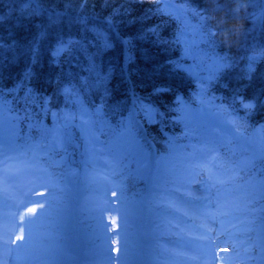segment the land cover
<instances>
[{
  "label": "snow or ice",
  "instance_id": "obj_1",
  "mask_svg": "<svg viewBox=\"0 0 264 264\" xmlns=\"http://www.w3.org/2000/svg\"><path fill=\"white\" fill-rule=\"evenodd\" d=\"M20 2L22 7L19 10L13 8L7 15L0 13V27H3L5 22L11 24L12 19L22 22L24 19L45 14L47 21L36 26L39 31L27 45H20L15 40L11 28L7 38L0 35V65L6 62L15 63L21 56L30 59L31 64L38 63L41 56V41L53 36L55 42L49 46L53 62L60 65L63 61L68 67V71L65 72L61 66L57 90L53 96H63L65 106L69 102L79 104L81 93L93 90L98 93L103 91L101 96L103 102L108 95L107 84L115 68L111 65L106 68L102 57L106 51L115 46L114 41L123 45L125 64L133 58L135 41L150 43L164 52L182 45L181 59H168L165 62L169 70L188 75H196L194 68L207 71L209 82L218 80L225 70L234 66V62L227 56H218L214 51H204L201 48V45H206L208 49L214 50L217 32L208 26L207 10L200 11L191 7V0H155L154 5L140 15L134 14L131 5L142 4L144 0H119V2L102 0L103 8L108 9L107 14L95 12V5L90 10L89 5L92 0H48L49 8H45L41 0H20ZM249 2L251 3V0ZM226 3L238 4L239 0H226ZM216 10L225 11V19L228 15H234L235 11L223 7H218ZM17 11L19 15H16ZM154 17L161 19L157 23H150ZM163 17L169 19L165 20ZM173 19L180 21V27L172 38L166 39L161 35L162 28ZM192 19L196 20L195 24L190 23ZM259 20L264 31V11L260 13ZM137 24L139 28L134 36L121 38L122 25ZM189 58L195 63L185 67L182 61ZM258 59H264V47L258 55L253 54L248 57L246 78L251 79L253 65ZM124 71L125 69L122 68L121 74ZM83 72H86L87 76L81 75ZM31 77L32 72L29 68L12 88H0V186H3L0 190V207L19 209L23 206L24 201H21L20 205H9L7 188L9 186L15 188L26 175H35L38 164H47L53 156L59 157L64 147L70 144L71 129L75 126L73 122L76 117L65 115L63 111L51 113L54 118L63 121V130L47 129L39 123L40 113L36 109L47 114L53 97L40 94L29 87L28 82ZM155 91L159 92L163 89ZM176 102L180 103L179 97ZM233 104L246 110V113H251L258 105L264 106V90L250 99L240 95L238 90L235 91L232 103L219 109L222 117L232 115L228 112V108ZM79 109L81 115L88 114L82 104H79ZM141 110L149 122H152L156 115L163 116V113H158L156 109L145 107L143 104ZM6 112L14 115L5 116ZM101 114V107H95L92 115L99 118ZM34 118L36 123H31ZM25 122H27L28 135L24 134L22 127ZM96 122L103 123L97 120L93 121V124ZM221 123L228 126L227 131L231 134L235 121L224 119ZM87 124L88 121H81L80 127L84 129ZM119 126L122 131L117 136L118 143L114 154L117 162L120 159L144 154L145 145L152 147L148 143L146 133L143 137L140 136L139 124L131 117L127 124L122 121ZM33 129L39 133L38 140H34L31 136ZM187 137L186 132L185 138ZM238 140L239 137L235 135H232L231 139L214 138L211 141L196 138V144H200L201 147L191 143L181 145L176 140L168 142L170 161L165 163L163 168L158 167L154 185V192L162 201L156 207L162 209L165 215L177 220V224L173 225V228L178 230L173 246L179 251L166 249L163 253H157L166 254L168 264H183L181 260L183 252L191 250L193 241L185 239L181 222L190 223L192 213L203 216L212 224L219 223L221 227L243 215L245 220L241 221V224L244 230L249 234L255 232L257 236V241L246 249V259L264 264V126L255 131L245 149L244 158L240 160L236 159L235 152L230 147ZM90 142L93 145L91 155L93 157L102 155L103 146L98 137L91 136ZM96 145H101V148H97ZM62 163L61 158L58 162L53 161L51 166L59 168ZM107 166L105 164V167ZM43 171L40 169L41 174ZM59 179L62 180L63 175ZM59 194L63 195V189H60ZM27 211L34 215L22 216L20 225L12 223L13 228L22 227L16 240L11 243L7 239L10 234L8 224L3 223L9 217L0 216V264H63L65 250L58 241H54L51 224H41L38 233H34V225L37 217L43 214V209L39 214L35 208H29ZM122 220L126 226L128 217H122ZM114 234L120 235L115 230ZM249 241H251L250 235ZM117 243L120 247L117 249L116 257L105 252L108 264H112L113 260L117 264H139L143 254V241L139 237L130 243L125 236ZM237 255L239 256V253Z\"/></svg>",
  "mask_w": 264,
  "mask_h": 264
},
{
  "label": "rangeland",
  "instance_id": "obj_2",
  "mask_svg": "<svg viewBox=\"0 0 264 264\" xmlns=\"http://www.w3.org/2000/svg\"><path fill=\"white\" fill-rule=\"evenodd\" d=\"M175 22L178 30L180 21L175 20ZM190 23L195 24L196 20L192 19ZM201 48L204 51H214L218 55L215 49L210 50L206 45H201ZM180 51L183 55L182 45ZM182 63L187 67L195 62L189 58ZM193 70L196 75L192 76L209 82L207 71H199L195 68ZM79 104L87 110V115H81ZM79 104L69 102L65 106L64 99L60 109L65 115L76 117L73 122L75 126L71 129L70 144L64 147L59 157L53 156L50 159L51 163L63 159L60 166L63 179L54 177L45 164H38L35 175H26L21 178L15 188L10 186L7 188L9 205H20L21 201L25 202L19 209L0 207V216L9 217L3 222L8 224L10 234L7 239L11 243L21 232L22 226L13 228L12 223L20 225L22 216L34 215L27 211L29 208H35L37 214L43 209V214L37 217L34 233H38L41 224H51L54 241H58L65 250L63 264H108L105 252L116 257L117 249L120 247L117 241L125 236L130 243L137 237L143 241V254L139 264H168L167 255L157 253H163L166 249L179 251L173 246L178 234V230L174 229L173 225L177 224V220L165 215L162 209L156 207L162 201L151 191L154 184V171H156L155 152L145 145L144 154L120 159L117 162L114 154L118 143L117 136L122 131L119 126L121 122L111 123L103 112L99 118L92 115L94 107H89L82 95H80ZM141 114L145 117L144 112ZM10 115L14 113H5V116ZM181 117L184 121L204 123L210 128L211 133L220 138L231 139L232 135L238 136L239 140L235 141L237 146L241 144L248 147L255 131L264 126H257L249 137H244L235 128H232L230 134L227 131L228 126L221 123L223 120L221 114L213 112L205 102L195 109L187 107ZM97 120L103 123L93 124V121ZM81 121H88L84 129L80 127ZM47 122L42 120L40 124L44 127L48 125L45 127L47 129L63 130V121L54 118L52 114ZM128 122L129 120L126 119L125 124ZM93 135L98 137L103 146V154L96 157L91 155L93 145L90 137ZM141 143H143L142 140ZM96 147L101 148V145ZM70 150L76 151V157ZM166 154L170 158L169 146ZM120 162L127 168L135 162V172L137 171L138 177L140 173H144V184L134 193L131 192L132 194H124L122 184L115 177L116 174L111 171ZM105 164L108 166L105 167ZM151 164L152 170L149 175L148 167ZM160 165L164 164L160 163ZM40 169L44 170L43 174L40 173ZM2 189L3 186H0V190ZM60 189H63V195L59 194ZM58 210H68L67 216L55 220ZM13 213H15L14 216ZM190 215L192 216L190 223L181 222L185 239L193 241L191 250L183 252L181 258L183 264H257V261L247 260L245 256L246 249L257 241V236L255 232L249 234L244 230L241 224V221L245 220L243 215L232 220L231 223L224 224L223 227L219 223L212 224L206 221L203 216H197L194 213ZM125 216L128 217L126 226L122 220ZM114 230L120 235L114 234ZM249 235L251 241H249ZM202 236L207 238H201ZM112 264L117 262L113 260Z\"/></svg>",
  "mask_w": 264,
  "mask_h": 264
},
{
  "label": "trees",
  "instance_id": "obj_3",
  "mask_svg": "<svg viewBox=\"0 0 264 264\" xmlns=\"http://www.w3.org/2000/svg\"><path fill=\"white\" fill-rule=\"evenodd\" d=\"M119 2V0H118ZM45 8H49L48 0H41ZM155 0H144L142 4H132L134 14L140 15L152 7ZM95 5V12L107 14L108 9L102 6V0H92L89 9L92 10ZM22 7L20 0H0V13L7 15L13 8L19 10ZM62 7V6H61ZM191 7L197 10H207L208 26L217 32L215 37L216 47L215 52L219 56H227L234 62V66L225 72L216 81L205 82L199 78L186 73H176L169 70V66L165 63L168 59L180 60L182 53L180 46L170 48L167 52L152 46L150 43L140 41L134 42L133 58L125 64L124 48L119 42H115V46L103 54V62L107 68L109 65L115 68L108 84V95L101 101L103 91L99 93L95 90L91 92L81 93L86 104L89 107H101L103 115L111 123L117 124L124 122L131 117L132 120L138 122L141 129L140 136L147 134L148 143L152 145L151 149L155 152L156 171L153 178L152 192L158 175V167L163 168L165 163L170 161L166 154L168 150V142L176 140L178 144L187 145L195 144L196 147H201L196 144V138H201L211 141L214 138H220L211 133L210 128L204 123L198 121H184L181 117L184 109L187 107L197 108L202 102L208 104L213 112H219L221 107H227L232 103V97L235 91H239L240 95L246 98H252L264 90V59H258L253 65L251 79L246 78L248 57L253 54H259V51L264 47V31L259 20V15L264 11V2L262 0H239V3H226V0H191ZM218 7H223L226 10H235L234 15H228L225 19V11H217ZM19 15V12H16ZM160 17H154L150 23H157ZM168 20V17H163ZM47 14L44 16L32 17L18 22L12 19L11 24L5 22L3 27H0V35L7 38L8 31L14 33L15 40L20 45H27L29 41L37 34L39 29L37 25L45 24ZM15 26V27H13ZM139 25L121 26V38L134 36ZM177 27L175 20L163 26L161 35L170 39L176 33ZM67 32V28H65ZM75 34V29H73ZM53 36H49L40 43L41 56L36 64H31L30 59L21 56L15 63H4L0 65V88H12L23 76L24 72L30 68L32 77L28 82V86L40 94L53 97L49 105L50 111L45 114L39 112V123L44 120L46 123L52 112H60L64 102L63 96H53L57 90V81L61 73V66L64 71H68L67 64L61 61V64L53 62L49 46L54 44ZM95 51V49H92ZM125 69L121 74V69ZM87 76L86 72L81 73ZM156 89L163 91L156 92ZM22 96L23 93L21 92ZM180 98V103H177V98ZM141 104L145 107H152L163 113V116L156 115L154 121L147 122L141 114ZM228 112L232 115L224 116V119L235 121V128L244 137L252 135L254 130L259 125H264V106L258 105L251 113H246V110L233 104L228 108ZM31 123H36L34 118ZM48 126V125H46ZM45 126V127H46ZM24 134L28 135L27 122L22 125ZM188 137L185 138V133ZM33 139L39 138V133L33 129L31 132ZM143 141V139H141ZM235 152L236 159H243L247 146L235 145V141L230 145ZM191 151V149H188ZM71 154L76 157L77 153L70 150ZM163 163L164 165H160ZM136 163L133 162L129 168L125 167L122 162L118 163L115 168H112L120 183L123 186L124 194H132L141 185L144 184V173L135 172ZM52 171L54 177L59 179L62 175V167H52L51 160L45 164ZM141 176V177H140ZM60 180V179H59ZM68 210H58L55 215V220L63 218ZM64 213V214H63ZM62 214V215H61ZM58 216V217H57Z\"/></svg>",
  "mask_w": 264,
  "mask_h": 264
}]
</instances>
